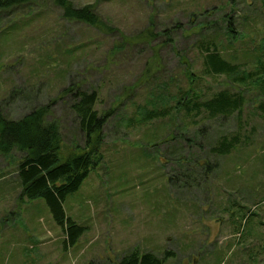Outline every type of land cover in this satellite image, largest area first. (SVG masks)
<instances>
[{
  "label": "rangeland",
  "instance_id": "obj_1",
  "mask_svg": "<svg viewBox=\"0 0 264 264\" xmlns=\"http://www.w3.org/2000/svg\"><path fill=\"white\" fill-rule=\"evenodd\" d=\"M72 1L94 5L115 31L64 20L54 0L0 9V108L19 118L48 105L65 157L84 142L72 92L97 91L101 162L63 202L86 229L64 245L45 201L21 196L22 152L0 151V264H116L134 248L171 251L163 264H264V96L206 75L198 47L214 39L222 58L252 71L264 57V0ZM190 86L204 98L238 91L244 105L224 118L143 120ZM232 134L239 145L211 153Z\"/></svg>",
  "mask_w": 264,
  "mask_h": 264
},
{
  "label": "trees",
  "instance_id": "obj_2",
  "mask_svg": "<svg viewBox=\"0 0 264 264\" xmlns=\"http://www.w3.org/2000/svg\"><path fill=\"white\" fill-rule=\"evenodd\" d=\"M26 1L28 0H0V9ZM54 3L61 9L64 20L80 21L106 33L115 31L114 27L101 18L94 5L76 6L72 0H54ZM226 28L228 33H234L230 25ZM198 47L203 54V72L206 75H233L236 82L243 86L253 84L264 96V57L257 59L252 71L241 72L237 64L222 58L214 39L202 40ZM72 93L74 99L70 108L77 117L84 142L79 147L80 152H73L65 157L60 154L59 126L53 122L48 123L44 117L48 105L33 108L19 118L7 117L0 108V151L7 153L16 148L22 152L17 165L21 196L27 200L40 198L45 201L54 222L65 234L64 245L75 244L86 229L66 214L63 202L68 195L80 188L90 172L101 162L102 129L106 123L105 115L98 113L95 108L98 101L96 90L86 91L77 87ZM160 99L165 100V97ZM171 99L173 104L144 109L143 120L166 118L170 115L177 118L182 114V119L198 116H201L200 119L218 116L224 118L234 112L240 113L244 105L243 95L228 89L218 90L204 98L202 93L190 86L186 89L179 88L171 95ZM196 118L192 119L193 122H196ZM240 143L238 134L222 135L216 139L210 151L214 155H226ZM212 167L213 164L206 162V173ZM170 254L171 251H165L163 257H160L150 250L134 248L121 254L116 264H163Z\"/></svg>",
  "mask_w": 264,
  "mask_h": 264
}]
</instances>
